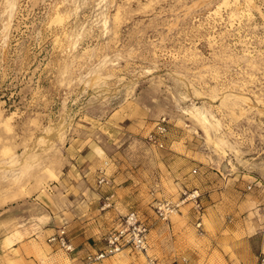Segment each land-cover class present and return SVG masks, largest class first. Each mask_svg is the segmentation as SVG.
I'll return each instance as SVG.
<instances>
[{
  "label": "rangeland",
  "instance_id": "obj_1",
  "mask_svg": "<svg viewBox=\"0 0 264 264\" xmlns=\"http://www.w3.org/2000/svg\"><path fill=\"white\" fill-rule=\"evenodd\" d=\"M194 190L202 230L189 200L158 218ZM132 211L159 264L247 261L226 236L264 233V0H0V264H147L86 259Z\"/></svg>",
  "mask_w": 264,
  "mask_h": 264
},
{
  "label": "built area",
  "instance_id": "obj_2",
  "mask_svg": "<svg viewBox=\"0 0 264 264\" xmlns=\"http://www.w3.org/2000/svg\"><path fill=\"white\" fill-rule=\"evenodd\" d=\"M103 182H105V178L101 177L99 183ZM183 194L184 198H182L179 202L159 203L155 208L156 215L162 220L167 219V217L171 213L175 212L183 202L189 200L192 201L193 207L198 213L196 227L202 230L203 222L200 214L203 211V205L200 199V193L198 192V190H194L190 194ZM147 235L148 226L144 223V221L136 211H132L121 222L117 230L105 237L104 247L93 253H89L88 255H86V259L88 260V262H96L114 254L120 253L126 249L147 255ZM48 242L57 244L60 248L69 253L73 252L75 249L71 242H69V240L67 239L64 229L59 230L55 234L51 235L48 238ZM187 262L188 260L186 257H180L177 260H173L167 264H187ZM147 264H159V261L157 258L147 255ZM257 264H264V254H262V256L259 258Z\"/></svg>",
  "mask_w": 264,
  "mask_h": 264
},
{
  "label": "crops",
  "instance_id": "obj_3",
  "mask_svg": "<svg viewBox=\"0 0 264 264\" xmlns=\"http://www.w3.org/2000/svg\"><path fill=\"white\" fill-rule=\"evenodd\" d=\"M197 219L198 217L196 221ZM242 231L243 234L239 232L236 234H228L226 240L230 239L231 243H228L227 246L230 245L233 250L238 249L242 251L247 261L238 262L239 264H257L259 258L264 254V233L260 231L258 234H256V232L253 234H246L244 230ZM77 241H80V239ZM74 243L78 245V242L74 241ZM90 250L93 249L91 248Z\"/></svg>",
  "mask_w": 264,
  "mask_h": 264
},
{
  "label": "bare ground",
  "instance_id": "obj_4",
  "mask_svg": "<svg viewBox=\"0 0 264 264\" xmlns=\"http://www.w3.org/2000/svg\"><path fill=\"white\" fill-rule=\"evenodd\" d=\"M194 113V112H193ZM195 114V113H194ZM208 127V126H207ZM208 130V129H207ZM209 132V131H208ZM211 132V131H210Z\"/></svg>",
  "mask_w": 264,
  "mask_h": 264
}]
</instances>
